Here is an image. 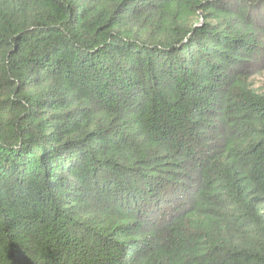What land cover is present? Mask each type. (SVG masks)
I'll list each match as a JSON object with an SVG mask.
<instances>
[{
  "label": "trees",
  "instance_id": "obj_1",
  "mask_svg": "<svg viewBox=\"0 0 264 264\" xmlns=\"http://www.w3.org/2000/svg\"><path fill=\"white\" fill-rule=\"evenodd\" d=\"M264 0H0V264H264Z\"/></svg>",
  "mask_w": 264,
  "mask_h": 264
},
{
  "label": "rangeland",
  "instance_id": "obj_2",
  "mask_svg": "<svg viewBox=\"0 0 264 264\" xmlns=\"http://www.w3.org/2000/svg\"><path fill=\"white\" fill-rule=\"evenodd\" d=\"M256 87L258 90L264 94V72L259 75L256 79Z\"/></svg>",
  "mask_w": 264,
  "mask_h": 264
}]
</instances>
